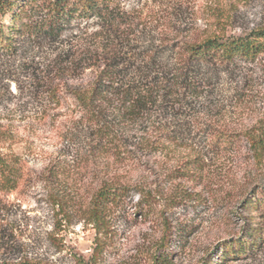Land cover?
<instances>
[{
    "label": "rangeland",
    "instance_id": "1",
    "mask_svg": "<svg viewBox=\"0 0 264 264\" xmlns=\"http://www.w3.org/2000/svg\"><path fill=\"white\" fill-rule=\"evenodd\" d=\"M110 11L57 29L33 13L0 51V262L264 264V209L250 201L264 196V152L248 140L264 141V52H184L264 28V0H118ZM102 69L95 120L73 91ZM104 183L124 194L98 227L90 199Z\"/></svg>",
    "mask_w": 264,
    "mask_h": 264
},
{
    "label": "trees",
    "instance_id": "2",
    "mask_svg": "<svg viewBox=\"0 0 264 264\" xmlns=\"http://www.w3.org/2000/svg\"><path fill=\"white\" fill-rule=\"evenodd\" d=\"M118 0H0V51H11L14 48L13 39L21 26H30L32 14H40L49 29H57L67 20L79 17H100L110 13ZM9 16V24L3 19ZM184 52L189 60L209 61L217 59L221 62H230L235 58L252 59L256 54L264 52V28L251 31L243 36H216L208 35L200 41L186 44ZM107 69L100 70L92 84L86 88L73 91L79 105L88 113L90 118L97 120L99 109L97 101L102 97L103 86L110 80ZM98 134L108 138L104 127L98 126ZM254 148L257 158L264 152V141L259 136H249L248 139ZM5 162L0 160V170ZM124 194L123 187L110 186L104 183L90 199L89 220L97 225L104 222V212L111 204H117ZM264 209V196L250 200L252 204ZM258 219L260 216L258 213ZM260 223V222H259ZM257 230L263 231V224ZM257 236V235H255ZM158 259V258H157ZM0 264H51L42 260L22 259L19 261H3Z\"/></svg>",
    "mask_w": 264,
    "mask_h": 264
}]
</instances>
